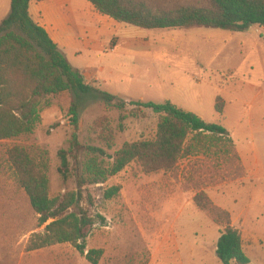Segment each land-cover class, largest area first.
I'll use <instances>...</instances> for the list:
<instances>
[{
	"label": "rangeland",
	"instance_id": "rangeland-1",
	"mask_svg": "<svg viewBox=\"0 0 264 264\" xmlns=\"http://www.w3.org/2000/svg\"><path fill=\"white\" fill-rule=\"evenodd\" d=\"M9 11L10 0H0V23ZM62 12L78 20L71 5H64ZM122 35L123 49L135 38H146L129 47L132 54L120 57L122 65L113 66L112 76H103L108 83L102 89L128 103L141 97L143 103L171 101L207 123L225 127L233 142H240L248 162L244 177H218L203 190L231 214L249 264H264V28L236 33L211 28L148 31L126 25ZM218 96L226 104L223 118L215 112ZM74 101L70 93L52 97L35 135L0 142V264H92L87 252L82 255L68 244L27 250L32 235L42 234L48 223L38 227V216L17 187L9 148L23 144L47 149L51 196L58 197L78 190L77 175L86 162V152L76 151L77 161L69 157L70 180L62 181L58 153L69 148L73 134L83 147H105V127L114 141L111 155L127 143L156 136L158 117L152 110L129 105L124 114L136 110L138 115L122 122L119 110L90 99L75 127L69 113ZM195 162L183 159L178 177L148 175L133 163L107 183L85 186L80 204L69 212L83 210L95 220L86 250L103 251L98 264H222L216 256L221 229L193 203ZM113 187H120V193L105 200V192Z\"/></svg>",
	"mask_w": 264,
	"mask_h": 264
},
{
	"label": "trees",
	"instance_id": "trees-1",
	"mask_svg": "<svg viewBox=\"0 0 264 264\" xmlns=\"http://www.w3.org/2000/svg\"><path fill=\"white\" fill-rule=\"evenodd\" d=\"M32 0H10L9 14L0 23V142L18 141L35 135L41 114L49 99L70 93V107L77 127L86 99L114 107L124 122L137 117L136 110L124 114L129 105L150 109L158 117L154 139L127 143L113 155V138L104 127L105 147H83L73 134L68 149L58 153V173L64 183L70 180L69 157L77 161L76 151L86 152V162L77 175L78 190L64 196H51V160L47 149L15 145L6 151L17 187L24 191L38 216L42 234H33L27 250L36 252L57 245L74 247L92 264H98L101 250H86V239L95 223L88 212H69L76 208L85 186L107 183L135 163L145 174H175L183 159H195L193 168L196 194L193 203L221 229L216 256L222 264H249L241 233L232 224L231 214L216 206L203 190L218 177L243 178L244 166L229 131L207 123L198 115L171 101L162 104L129 103L104 90L87 85L79 70L68 61L47 31L30 14ZM43 1V0H38ZM103 16L119 24L148 31L211 28L236 33L253 26L264 28V0H87ZM225 101L218 96L215 112L225 115ZM57 127V126H54ZM53 127V128H54ZM189 171V170H188ZM183 175V178H186ZM208 177V178H207ZM207 178V179H206ZM120 187L105 192L111 200Z\"/></svg>",
	"mask_w": 264,
	"mask_h": 264
},
{
	"label": "crops",
	"instance_id": "crops-1",
	"mask_svg": "<svg viewBox=\"0 0 264 264\" xmlns=\"http://www.w3.org/2000/svg\"><path fill=\"white\" fill-rule=\"evenodd\" d=\"M67 4L72 6V13L78 18L77 21L62 12ZM30 14L35 23L47 31L70 64L80 71L86 83L101 90L108 83V79L103 76H112L115 71L113 66L122 65L123 59L120 57L125 53L132 54L129 47L146 38L144 35L135 38L131 41L133 43L123 49L120 41L124 38L121 33L126 25L101 15L87 0H32ZM80 20L85 22L83 26L77 24ZM104 91L112 92L109 89ZM113 94L117 95L115 92ZM139 100L143 101V97ZM235 145L241 162L247 169L244 147L241 148L239 141H235Z\"/></svg>",
	"mask_w": 264,
	"mask_h": 264
},
{
	"label": "built area",
	"instance_id": "built-area-1",
	"mask_svg": "<svg viewBox=\"0 0 264 264\" xmlns=\"http://www.w3.org/2000/svg\"><path fill=\"white\" fill-rule=\"evenodd\" d=\"M87 85L91 86L90 84H87Z\"/></svg>",
	"mask_w": 264,
	"mask_h": 264
}]
</instances>
